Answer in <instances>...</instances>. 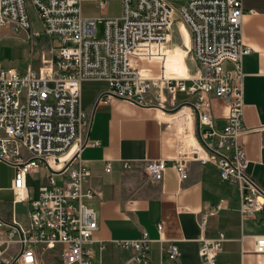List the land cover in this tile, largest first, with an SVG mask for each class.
Masks as SVG:
<instances>
[{
	"label": "built area",
	"instance_id": "obj_1",
	"mask_svg": "<svg viewBox=\"0 0 264 264\" xmlns=\"http://www.w3.org/2000/svg\"><path fill=\"white\" fill-rule=\"evenodd\" d=\"M91 1L100 11L107 7L106 0ZM82 2L0 0V31L4 26L23 31L32 53L44 43L49 47L44 67L39 57L37 70L28 66L24 72L3 67L0 51V162L14 168L10 214L0 216V264H36L40 248L54 247H60L63 264H92L85 246L97 230V221L94 211L83 202L93 194L83 191L89 172L80 158L81 150L89 145L91 122L80 105L86 81L106 85L97 102L118 98L163 112L190 109L201 154L194 151L189 156L181 147V153L171 160L148 162L145 172L151 181L162 180L168 161L180 181L186 180V162L195 158L213 165L219 180L237 189L241 218L262 213L264 191L246 174L242 141L247 133L242 60L251 53L241 37L242 0H175L176 4L121 0L117 18H86ZM30 8L41 30L32 28ZM177 20L189 33L185 55L196 71L185 77L166 76L158 62V73L153 74V58L144 51L155 45L166 49ZM177 94H183V99L178 101ZM215 101L227 108L221 127L213 112ZM123 168H130V162H124ZM41 169L46 171V184L33 198L27 179ZM110 169L107 163L105 170ZM55 175L60 177V185ZM19 203L28 207L27 224L20 223L15 213ZM221 209L219 203L202 213L199 227L203 230ZM260 225L264 228V216ZM157 229L160 232L161 225ZM224 241L222 233L200 241L202 264H216ZM159 242L164 249L162 240ZM150 243L145 232L137 240L113 242L134 252L122 264H147ZM253 250L264 254V234L254 237ZM165 251L171 260L180 255L175 244L166 246Z\"/></svg>",
	"mask_w": 264,
	"mask_h": 264
},
{
	"label": "crops",
	"instance_id": "obj_2",
	"mask_svg": "<svg viewBox=\"0 0 264 264\" xmlns=\"http://www.w3.org/2000/svg\"><path fill=\"white\" fill-rule=\"evenodd\" d=\"M92 3L81 4L82 15L102 17L105 10L100 11ZM242 6L241 37L251 48V53L242 60L243 123L247 129L242 140L247 159L245 171L264 191V0H242ZM89 7L93 9L90 12ZM181 30L184 44L189 47V35L183 26ZM172 39H175L173 34ZM172 43L171 40L166 49L155 45L144 52L152 56L153 64L160 62L166 76L194 74V62L181 48L171 47ZM105 88L103 82L97 81H86L81 87L80 105L91 117L89 145L81 150L80 158L89 172L83 191L93 194L83 202L94 211L97 221V230L85 246L91 252L92 264H122L134 252L119 248L113 242L137 240L143 232L151 240L147 264H202L198 256L200 241L215 238L218 233L224 235L225 241L216 264H264V254L253 250L254 237L264 234L260 225L264 211L241 218L237 189L221 182L213 165L188 159L184 181H180L169 161L159 182L151 181L145 172L150 161L171 160L181 153V147L190 156L198 147L190 109L163 112L157 107H141L118 98L108 103L97 102ZM178 96H182L180 100L184 97L177 94V99ZM213 112L221 127L227 115L226 106L215 101ZM124 162H130V168L124 169ZM107 163L111 164L108 172ZM9 170L12 175L6 184L0 185V216L3 218L9 216L12 200L14 168ZM38 174L36 190L28 187L33 198L39 187L46 184V171L41 169ZM4 192H9L10 197H4ZM219 203L222 209L209 218L202 230L200 215ZM18 205L22 210L17 209ZM27 210L24 203L15 206L22 224H27ZM158 225L162 227L160 232ZM169 244L177 246L180 254L177 260L168 258L165 247ZM50 250L57 255L51 257ZM36 264H63L60 247L40 248Z\"/></svg>",
	"mask_w": 264,
	"mask_h": 264
},
{
	"label": "rangeland",
	"instance_id": "obj_3",
	"mask_svg": "<svg viewBox=\"0 0 264 264\" xmlns=\"http://www.w3.org/2000/svg\"><path fill=\"white\" fill-rule=\"evenodd\" d=\"M107 1V7L105 11L102 12L101 16L103 18H117L120 15V7H121V0H106ZM169 2L170 4H176L175 0H165ZM81 4H93L92 2L84 1ZM93 9L91 7L88 8V11H92ZM30 14V21L32 24L33 29L41 30L40 23L35 15V12L32 8L29 9ZM185 26L180 21H176L172 28V34L174 35V41L172 40L171 47H179L182 50L187 52L188 46L184 44L183 40V33L181 30V27ZM101 25L100 23H97V34L98 36L101 35ZM187 31V29L185 28ZM188 33V31H187ZM189 35V33H188ZM26 34L23 31H13L9 26L2 27L0 31V48H1V63L2 66L5 68H13L20 72H24L28 66H31L33 70H37L39 66V57L42 62V68L43 65L48 61V53H49V47L47 43H44L43 46L37 50V47L35 48V52H31V45L28 41L25 40ZM187 56V55H186ZM153 66V74L158 73V65L154 63ZM182 96H178V100L181 99ZM9 168H12L11 166L0 162V185L6 184L8 178L10 175H12V170H9ZM55 181L57 185H60V177L58 175H55ZM39 183V174L38 172L33 176L32 179L28 177L27 186L29 189L36 190ZM4 197H10L9 192H4L2 194ZM2 197V198H4ZM17 209L20 211L22 210L21 205L17 206ZM50 256L54 257L57 254L52 252L50 250Z\"/></svg>",
	"mask_w": 264,
	"mask_h": 264
},
{
	"label": "bare ground",
	"instance_id": "obj_4",
	"mask_svg": "<svg viewBox=\"0 0 264 264\" xmlns=\"http://www.w3.org/2000/svg\"><path fill=\"white\" fill-rule=\"evenodd\" d=\"M195 151L198 152V153L201 152L199 146L195 149ZM73 152H74V149L71 150V152L68 154V157H70V156L73 154ZM200 154H201V153H200Z\"/></svg>",
	"mask_w": 264,
	"mask_h": 264
},
{
	"label": "trees",
	"instance_id": "obj_5",
	"mask_svg": "<svg viewBox=\"0 0 264 264\" xmlns=\"http://www.w3.org/2000/svg\"><path fill=\"white\" fill-rule=\"evenodd\" d=\"M39 43H41V40H39Z\"/></svg>",
	"mask_w": 264,
	"mask_h": 264
}]
</instances>
